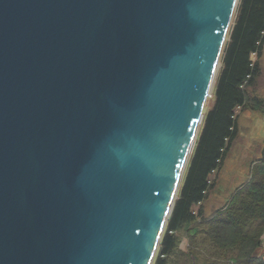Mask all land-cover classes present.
Wrapping results in <instances>:
<instances>
[{
  "label": "water",
  "instance_id": "water-1",
  "mask_svg": "<svg viewBox=\"0 0 264 264\" xmlns=\"http://www.w3.org/2000/svg\"><path fill=\"white\" fill-rule=\"evenodd\" d=\"M239 0H0V264H152Z\"/></svg>",
  "mask_w": 264,
  "mask_h": 264
},
{
  "label": "trees",
  "instance_id": "trees-1",
  "mask_svg": "<svg viewBox=\"0 0 264 264\" xmlns=\"http://www.w3.org/2000/svg\"><path fill=\"white\" fill-rule=\"evenodd\" d=\"M264 0H239L221 65L154 264H264L258 255L264 229V142L251 160L250 177L225 203L208 211L217 173L239 135L243 110L264 113L253 93L262 76ZM188 237L179 249L180 233Z\"/></svg>",
  "mask_w": 264,
  "mask_h": 264
},
{
  "label": "rangeland",
  "instance_id": "rangeland-1",
  "mask_svg": "<svg viewBox=\"0 0 264 264\" xmlns=\"http://www.w3.org/2000/svg\"><path fill=\"white\" fill-rule=\"evenodd\" d=\"M260 60H261V66L263 69V73H262V76L259 79L257 86H256V89L253 91V93H255L256 95H258L259 97L264 99V48H263ZM220 65H221V56L219 59V65H218L217 73H218V70L220 68ZM215 79H216V77H215ZM212 102H213V95L211 92L206 99L202 120H203V117H204L206 111L212 105ZM201 124H202V121L200 123V127H201ZM238 124H239V129H240L239 135L233 144L231 152L228 153V155L224 159L222 167L219 169V171L217 173V179H216V183H215L214 188L208 194V199L206 201L208 211H211L212 209L219 208L220 205L225 203L228 196L231 195V193L233 192L235 187L241 185L244 181H246V170L248 168V167H246V152H248V153H249V151L252 152L251 146L254 144L252 142L249 144L246 143V137H247L246 125L250 126L253 124V121L246 122V109L241 112V114L238 118ZM260 135L261 136L264 135L263 131L260 133ZM258 147H260V146H257L256 148L258 149ZM252 156L254 158V156H257V155L253 154V155H251V158H252ZM187 165H188V162H187ZM187 165H186V168H187ZM184 173H185V171H184ZM183 177H184V174H183ZM183 177H182V179H183ZM181 183H182V180H181ZM177 195H178V192H177ZM177 195H176V197H177ZM180 237H181V240L179 242V249L182 251H186V249L188 248V237L184 234V231H181ZM158 252H159V245H158V248H157L156 253L154 255V259L152 261V264H154V260L157 257Z\"/></svg>",
  "mask_w": 264,
  "mask_h": 264
},
{
  "label": "crops",
  "instance_id": "crops-1",
  "mask_svg": "<svg viewBox=\"0 0 264 264\" xmlns=\"http://www.w3.org/2000/svg\"><path fill=\"white\" fill-rule=\"evenodd\" d=\"M264 113H257L256 111H250V110H246V122H251L253 121V124L248 126L246 125V143H254L251 146L252 152L249 151L246 152V180L250 177V167H251V160H253V156L251 158V155L255 154V155H259L260 152V148H261V144H263L264 142V135H260V133L263 131L264 133ZM240 130V129H239ZM247 146V145H246ZM257 146L258 149L256 148ZM251 154V155H250ZM250 155V156H249ZM250 157V158H249ZM255 157V156H254ZM261 245L259 247L258 250V255H260L263 259H264V229L263 232L261 234Z\"/></svg>",
  "mask_w": 264,
  "mask_h": 264
}]
</instances>
